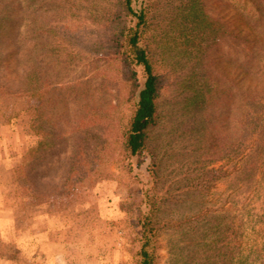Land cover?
Segmentation results:
<instances>
[{
  "label": "trees",
  "instance_id": "trees-1",
  "mask_svg": "<svg viewBox=\"0 0 264 264\" xmlns=\"http://www.w3.org/2000/svg\"><path fill=\"white\" fill-rule=\"evenodd\" d=\"M84 1L88 16L98 23L85 52L81 37L64 38L53 24V17L60 16L68 3L76 9L77 0H0V92L29 95L37 103L31 129L39 136L42 153L35 157L36 151H32L19 176L36 187L59 175L68 179L82 148L78 135L84 134V119L90 115H85V107L93 98L106 103L114 96L108 86L95 92L93 78L88 75L84 81V70L99 72L104 84L121 82L126 88L128 113L125 122L110 131L121 145L118 160L132 172L140 155L145 151L151 155L147 166L150 179L143 182L145 208L138 217L134 264H156L159 236L168 221L166 212L185 205L183 194L219 177L220 169L204 170L202 160L207 152L213 161L224 154L241 160L242 169L249 174L261 165L264 176V0ZM220 2L234 7L249 31L226 19L219 12ZM176 18L190 28L179 52L191 63V71H203V76L195 87L166 96L163 90L178 83L165 73L183 70L176 57L166 61L173 50L161 42V32L174 27ZM224 38L231 44L228 61L233 72L225 91L210 70L213 51L215 59H220ZM112 66H118L119 72H110ZM174 119L188 122L185 129L192 137L182 149L203 169L202 180L191 182L194 175L186 173L189 183L178 187V193L165 185L163 161L180 158L177 152L182 139L178 135L175 149L174 144L163 143L159 131L163 123ZM206 210L185 216L188 224L182 241L189 254L187 264H198V258L199 264H215L207 255L215 244L208 242L210 232L198 230L201 222H209ZM209 224V230L217 228ZM225 232L227 240L217 242L230 247L226 264H264V227L253 237L246 231L243 217L232 214Z\"/></svg>",
  "mask_w": 264,
  "mask_h": 264
},
{
  "label": "rangeland",
  "instance_id": "rangeland-1",
  "mask_svg": "<svg viewBox=\"0 0 264 264\" xmlns=\"http://www.w3.org/2000/svg\"><path fill=\"white\" fill-rule=\"evenodd\" d=\"M77 2L76 9L68 3L60 16H52L53 24L64 38L71 35L81 37L85 52L87 41L96 33L98 23L95 17L88 16L85 1ZM220 3L219 12H223L226 19L235 20V26L249 31L234 7L229 8L227 2ZM178 12L179 17L181 12ZM173 25L163 29L161 42L173 50L168 52L166 61L176 57L183 64L179 65L183 70L165 73L178 83L163 90L166 96L176 90L195 87L203 76V71L192 72L191 63L186 62L179 52L190 28L179 18ZM220 46L221 57L215 59L216 52L213 51L214 62L210 70L214 78L220 79L221 86L227 88L229 76L233 74L228 61L232 52L229 39L224 38ZM88 71L84 70V81L88 75L91 76V88L95 92H103L108 86L114 96L106 103L93 98L85 107V115H90L84 119V134L78 135L82 148L79 154L77 152V166L70 177L66 179L67 176L59 175L55 180H44L37 187L19 176L30 154L36 151V157L42 153L37 143L39 136L31 129V120L36 115V99L29 95H2L0 92V264H134L135 239L140 234L138 217L145 208L143 182L150 179L147 166L151 155L147 151L140 155L132 172L121 165L118 160L121 145L110 131L115 132L116 127L126 120L129 108L126 88L121 82L104 84L99 72ZM110 72H119L118 66H112ZM190 76H194L196 81ZM187 125L188 122L174 119L159 128L163 143L174 144L175 149L178 147V135L182 139L177 152L180 158L168 157L163 161L165 185L173 193H178V187L189 183L186 173L194 175L191 182L203 178V169L196 164V159L189 155L186 157L188 151L182 149L192 137V133L185 129ZM222 156L213 161L207 152L202 160L204 170L220 169L219 177L210 179L201 188L190 191L189 195L183 194L185 205L173 208V213L166 212L164 219L168 221L159 236L156 264H187L189 254L182 241L185 236L183 230L188 224L185 216H191V212L197 210L203 212L207 209L205 216L209 222H201L198 230L210 232V244L227 240L225 228L232 214L243 217L246 231L258 237V232L264 227L261 165L249 174L242 169L241 160L230 159L225 154ZM203 217L202 214L200 220ZM210 222L217 227L214 231L209 230ZM217 243L212 245L207 255L215 264H226L230 247L226 242ZM202 251L199 257L204 253ZM198 260L195 262L199 264Z\"/></svg>",
  "mask_w": 264,
  "mask_h": 264
}]
</instances>
